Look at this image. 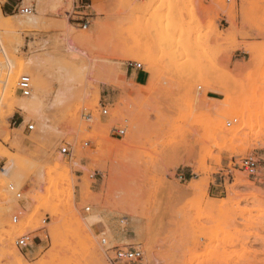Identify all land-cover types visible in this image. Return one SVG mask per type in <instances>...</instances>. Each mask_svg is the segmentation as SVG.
<instances>
[{
  "label": "rangeland",
  "instance_id": "1",
  "mask_svg": "<svg viewBox=\"0 0 264 264\" xmlns=\"http://www.w3.org/2000/svg\"><path fill=\"white\" fill-rule=\"evenodd\" d=\"M91 3L0 0V264H264V0Z\"/></svg>",
  "mask_w": 264,
  "mask_h": 264
},
{
  "label": "built area",
  "instance_id": "2",
  "mask_svg": "<svg viewBox=\"0 0 264 264\" xmlns=\"http://www.w3.org/2000/svg\"><path fill=\"white\" fill-rule=\"evenodd\" d=\"M91 0H73V9L72 12H67L66 16L68 17L69 21H72L74 23L79 24L82 26L83 29H88L90 26V17L91 14L88 12L91 8ZM19 11L22 15H29L32 13V8L30 7H20ZM0 50L3 51L2 47V39L0 36ZM128 67L131 70H144V65L139 62H130L128 64ZM18 91L24 98H30L33 93V82L29 75H23L19 79L18 82ZM101 116H108L110 113L109 104L101 102L100 103ZM84 119L87 122H91L94 118L92 113H87L83 115ZM230 125V124H229ZM35 128L34 124H28L26 129L29 132H32ZM126 129L125 128H119L115 127L111 130L112 136H125ZM91 141H86L84 143V146H90ZM61 154L63 156H71L73 157V151L69 145H65L61 148ZM235 165H238L241 170H244L249 175H256V172L258 170L257 162L252 157L242 158L239 160V162ZM11 190H14L13 186H10ZM18 197H21V194H17ZM87 211H90V208L86 209ZM14 223H17L18 217L15 216L13 218ZM31 243L30 236L23 235L20 237L17 241V246L20 249L29 248ZM101 244L106 248V254L108 256V259L113 264H140L144 260V252L140 247H134L131 245L126 246H108L107 239H102Z\"/></svg>",
  "mask_w": 264,
  "mask_h": 264
},
{
  "label": "bare ground",
  "instance_id": "3",
  "mask_svg": "<svg viewBox=\"0 0 264 264\" xmlns=\"http://www.w3.org/2000/svg\"><path fill=\"white\" fill-rule=\"evenodd\" d=\"M35 21V19L34 18H30L29 17V19H28V22L29 23H32V22H34ZM1 36V35H0ZM2 44H3V42H2ZM3 46V45H2ZM2 53H5V55H7L6 54V50L4 51V49H3V52ZM4 55V56H5ZM6 57H8V56H6ZM5 58V57H4ZM10 59V58H9ZM7 62V65L6 64H4V65H2V66H5V67H7V68H9V69H11L12 68V66H13V64H12V62L10 61V60H7L6 61ZM5 62V63H6ZM1 100H0V106H1ZM1 108V107H0ZM22 109H25V108H22ZM261 116H263V114L261 115ZM258 117H260V116H258ZM9 165H12V164H9ZM8 165V167H5L3 170H2V172H0V175H3V174H8V173H10V166ZM12 171V170H11ZM241 186L243 185V183L241 182V184H240ZM98 220H100V218L99 217H97V216H91V217H89V219H88V221H87V227L89 228V229H91V227L98 221ZM133 222H136V223H139L140 222V220L136 217V216H133ZM22 261H24V260H22Z\"/></svg>",
  "mask_w": 264,
  "mask_h": 264
},
{
  "label": "crops",
  "instance_id": "4",
  "mask_svg": "<svg viewBox=\"0 0 264 264\" xmlns=\"http://www.w3.org/2000/svg\"><path fill=\"white\" fill-rule=\"evenodd\" d=\"M135 75L136 80L139 82V84L144 85L145 83L147 84L149 75L147 74L146 71H134L131 73L130 76Z\"/></svg>",
  "mask_w": 264,
  "mask_h": 264
}]
</instances>
